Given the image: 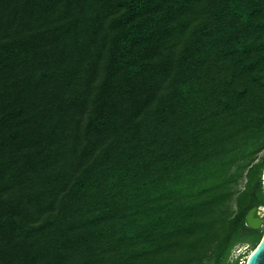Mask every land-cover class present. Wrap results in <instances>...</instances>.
<instances>
[{
  "label": "trees",
  "instance_id": "1",
  "mask_svg": "<svg viewBox=\"0 0 264 264\" xmlns=\"http://www.w3.org/2000/svg\"><path fill=\"white\" fill-rule=\"evenodd\" d=\"M263 176L264 0H0V264H238Z\"/></svg>",
  "mask_w": 264,
  "mask_h": 264
},
{
  "label": "water",
  "instance_id": "2",
  "mask_svg": "<svg viewBox=\"0 0 264 264\" xmlns=\"http://www.w3.org/2000/svg\"><path fill=\"white\" fill-rule=\"evenodd\" d=\"M259 208H253L247 215L246 225L253 230H259L261 226V218H256L255 212ZM251 260H247L246 264H264V236L258 247L254 250Z\"/></svg>",
  "mask_w": 264,
  "mask_h": 264
},
{
  "label": "rangeland",
  "instance_id": "3",
  "mask_svg": "<svg viewBox=\"0 0 264 264\" xmlns=\"http://www.w3.org/2000/svg\"><path fill=\"white\" fill-rule=\"evenodd\" d=\"M263 180H264V176H263ZM244 182V181H243ZM240 184V187L243 188L244 183ZM259 210L261 212V226L259 230H264V207H259ZM254 252V249L249 247V246H242L240 248H238L234 255H233V259L234 261H238V264H241V260L245 261V264L247 263V257L252 254Z\"/></svg>",
  "mask_w": 264,
  "mask_h": 264
},
{
  "label": "bare ground",
  "instance_id": "4",
  "mask_svg": "<svg viewBox=\"0 0 264 264\" xmlns=\"http://www.w3.org/2000/svg\"><path fill=\"white\" fill-rule=\"evenodd\" d=\"M260 215H261L260 210H257V211L255 212V215H254V216H255L256 218H260V217H261Z\"/></svg>",
  "mask_w": 264,
  "mask_h": 264
},
{
  "label": "clouds",
  "instance_id": "5",
  "mask_svg": "<svg viewBox=\"0 0 264 264\" xmlns=\"http://www.w3.org/2000/svg\"><path fill=\"white\" fill-rule=\"evenodd\" d=\"M252 255H254V253L250 254L247 259L250 261L251 258H252ZM241 264H245V261L244 260H241Z\"/></svg>",
  "mask_w": 264,
  "mask_h": 264
}]
</instances>
